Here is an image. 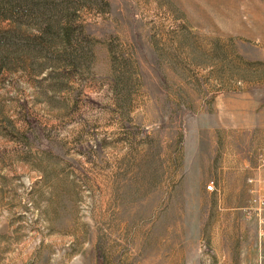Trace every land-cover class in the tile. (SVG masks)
I'll list each match as a JSON object with an SVG mask.
<instances>
[{
	"label": "rangeland",
	"instance_id": "obj_1",
	"mask_svg": "<svg viewBox=\"0 0 264 264\" xmlns=\"http://www.w3.org/2000/svg\"><path fill=\"white\" fill-rule=\"evenodd\" d=\"M256 198L264 0H0V264H262Z\"/></svg>",
	"mask_w": 264,
	"mask_h": 264
},
{
	"label": "built area",
	"instance_id": "obj_2",
	"mask_svg": "<svg viewBox=\"0 0 264 264\" xmlns=\"http://www.w3.org/2000/svg\"><path fill=\"white\" fill-rule=\"evenodd\" d=\"M208 190H209L210 192L215 191V186H214L213 183H210V184L208 185ZM254 203H255V205H256V209H257L258 212L264 210V199H262V198H256V199L254 200Z\"/></svg>",
	"mask_w": 264,
	"mask_h": 264
},
{
	"label": "crops",
	"instance_id": "obj_3",
	"mask_svg": "<svg viewBox=\"0 0 264 264\" xmlns=\"http://www.w3.org/2000/svg\"><path fill=\"white\" fill-rule=\"evenodd\" d=\"M264 262H262V264H263Z\"/></svg>",
	"mask_w": 264,
	"mask_h": 264
}]
</instances>
